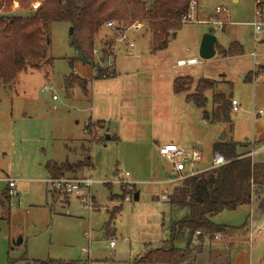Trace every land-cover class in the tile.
<instances>
[{"label": "rangeland", "instance_id": "obj_1", "mask_svg": "<svg viewBox=\"0 0 264 264\" xmlns=\"http://www.w3.org/2000/svg\"><path fill=\"white\" fill-rule=\"evenodd\" d=\"M196 2L188 22L161 52L151 54L149 30L144 24L135 26L128 33L134 48L119 44L117 74L113 76L112 70L111 77L99 80L91 78L89 65L77 60L69 44V26L53 23L46 48L50 62L19 73L9 86H0V264H146L138 260L161 248L169 238L171 222L184 214L161 199L176 186L165 183L175 174L159 154L161 146L197 149L203 158L195 165L199 169L211 164L212 146L223 134L224 140L249 143L240 152L259 151L254 160L264 161V49L249 26L255 0ZM216 7L227 10L224 17L215 14ZM20 11L10 13L27 15ZM213 19L224 21L222 30L198 23ZM105 25L94 46L112 39L113 32ZM205 34L213 35L219 48L239 42L243 54L224 58L217 50L210 60L200 59L198 45ZM188 58H195L197 64L171 70L178 59ZM177 78L214 81L213 91L205 93V110L212 109L213 93L230 97L239 106L237 113L230 114L232 126L205 122L202 111L186 102L185 94H174ZM73 79L86 81V92ZM44 86L52 91L42 92ZM194 89L195 83L190 93ZM84 161L85 167L64 176L93 180L96 210L89 214L79 199L53 191L47 182L49 163ZM120 178L133 185H120ZM4 179L15 182L16 198L8 197ZM211 221L232 228L247 223L241 230L248 229L247 234L229 241L234 247L223 246L219 258L211 256L207 243L199 251L190 246L196 264H264V233L249 237L251 229L264 226V210H259L255 199L249 206L222 211ZM18 239L21 244L15 246ZM112 239L115 247L110 248ZM186 242L183 232L175 247L185 249Z\"/></svg>", "mask_w": 264, "mask_h": 264}, {"label": "trees", "instance_id": "obj_2", "mask_svg": "<svg viewBox=\"0 0 264 264\" xmlns=\"http://www.w3.org/2000/svg\"><path fill=\"white\" fill-rule=\"evenodd\" d=\"M34 0H2L0 3V86L14 83L17 75L29 68H36L50 62L46 56L48 31L53 23H66L73 37V47L77 60L85 65L94 64L92 49L101 27L113 22L117 29L129 22H141L151 35L153 53L166 49L169 40L182 27L181 17L188 13L190 0H36L39 6L34 11L28 7ZM13 2H18L19 16L10 13ZM3 5V6H2ZM264 11V0H259ZM217 44V43H215ZM224 58L239 57L243 54L242 46L236 42L226 49L215 47ZM99 72L94 79H103ZM107 78V77H106ZM81 90H87V82L73 79ZM185 81V82H184ZM186 82H188L186 84ZM195 89L190 93V87ZM216 83L207 79L194 82L189 78H177L173 82L174 94H185V100L200 109L202 119L210 124L231 125V99L222 94L211 97L212 109L205 110V93L213 91ZM88 129V128H87ZM90 132V130L88 129ZM249 143L232 140H218L212 146V154L218 153L226 163L218 168H210L176 184L167 196V204L182 211L183 216L171 222L169 238L162 247L149 251L141 258L146 264H182L188 256L189 247L196 232L198 238L213 237L216 233L241 231L238 228L217 226L211 218L222 211H233L242 206H249L253 199L259 210H264V161L254 162L250 156ZM86 166V161L76 164L49 163L46 169L51 178L64 176ZM186 232V247L178 249L175 242ZM39 262L37 264H53ZM78 264V263H64Z\"/></svg>", "mask_w": 264, "mask_h": 264}, {"label": "built area", "instance_id": "obj_3", "mask_svg": "<svg viewBox=\"0 0 264 264\" xmlns=\"http://www.w3.org/2000/svg\"><path fill=\"white\" fill-rule=\"evenodd\" d=\"M197 2L196 0H190L189 7H188V13L181 17V23L184 24L188 22L189 17L194 10ZM259 0H255V17L253 22L249 23V26L252 28V34L256 42L259 44H263L264 49V43L261 39V36H264V11L258 7ZM39 3L35 2L31 5V9L34 11L38 8ZM19 9L18 2H13L11 5L12 12H16ZM1 13V12H0ZM225 13H227V10L223 7H216L215 8V14L222 18L224 17ZM204 24H214L217 26V29L222 30L224 26V21L222 19H213V21L210 23L208 21L201 22ZM142 26L143 23L141 22H129L125 27L118 28L115 23L109 22L106 23V27L111 29L113 32L112 39L107 40L104 44L101 46H94L92 53L95 58L94 64L91 66V78L94 79L97 75H99V72L105 71L103 73V78L111 77V72L114 68V62L116 59V54L119 51V44L125 45L126 48L132 49L134 48L133 42L130 41L128 37V33L131 32V30L135 26ZM264 38V37H263ZM253 57H256V54H252ZM197 61L195 59L187 60L185 62L178 63L179 65H195ZM258 64L255 62V65ZM42 92L44 91H52V87L44 86L41 89ZM53 100L56 99L55 96L52 97ZM238 104L235 100H231V112L237 113L238 112ZM84 133L88 134V129H84ZM264 150V147L261 149V152ZM159 154L165 157L171 164V169L175 174V177L172 179H168L165 181V183L168 184H178L182 182L183 180L195 176L198 173L202 172L198 168H195L196 164H199L202 162L203 158L201 153L197 150L192 148L191 150H183L179 146L175 144H165L161 146L158 150ZM259 151H256L255 153H250V156H253L254 154H257ZM226 163L224 158L219 155L218 153L212 154V161L211 164L208 166V169L210 168H218L223 166ZM126 180L127 178H130L129 174H125ZM7 184V194L8 197L16 198L17 193L14 190L15 188V182L10 179H4L3 180ZM50 187L53 191H57L60 193H63L64 195H71L75 198L79 199L83 209L88 212V214L96 208L93 207V201H92V194H91V188L94 184L93 180L91 178H72L67 176H62L58 178H51L47 181ZM120 185H127L131 186L133 185V181H125V178H120L118 181ZM82 191H85L86 194L82 193ZM162 200H167V195H163ZM255 233H264V226L253 228L249 231V237L251 238ZM200 235V232H196L194 237H198ZM213 238L215 240H218L221 238L220 233H216ZM115 246V241H110V247ZM88 264H96L93 262H89Z\"/></svg>", "mask_w": 264, "mask_h": 264}, {"label": "crops", "instance_id": "obj_4", "mask_svg": "<svg viewBox=\"0 0 264 264\" xmlns=\"http://www.w3.org/2000/svg\"><path fill=\"white\" fill-rule=\"evenodd\" d=\"M239 0H233V2L234 3H237ZM201 22H205V21H198V23H201ZM111 32V31H110ZM176 35V33L174 34V36ZM174 36H173V38H174ZM233 42H236V43H238L239 45H241L239 42H237V41H233ZM233 42H231V43H233ZM216 43H217V40H216ZM231 43H229V44H231ZM229 44L227 45V47L229 46ZM199 45H200V41H199ZM199 45H198V47H199ZM219 46H221L223 49H226L227 47H224V46H222V45H219ZM128 49V48H127ZM215 51H216V49H215ZM159 52H161V51H159ZM150 53L151 54H155V53H153L152 52V50H151V45H150ZM191 59H195V58H188L187 60H191ZM187 60H182V59H178L177 61H176V64H175V66H172V68H171V70L173 71V70H175V68L177 67V68H183V66L182 65H179L178 63H180V62H184V61H187ZM197 64V63H196ZM195 64V65H196ZM186 66H189V65H186ZM90 68H91V66H90ZM117 70H116V67L114 66V68H113V76H115L117 73ZM245 77V76H244ZM243 77V78H244ZM86 78V77H85ZM242 78V79H243ZM87 79V78H86ZM175 80V79H174ZM174 80H173V82H174ZM103 123V122H102ZM104 124V123H103ZM105 125V124H104ZM237 142H239V141H237ZM257 154H254L253 156H251L252 157V159H253V161L254 162H256L255 160H254V157L256 156ZM203 162V161H202ZM201 164V163H200ZM208 169V167H203V168H199V170L200 171H204V170H207ZM248 226L250 227L251 226V221L249 220V224H248ZM225 227V226H224ZM247 230L248 229H246V230H244V232L243 231H235V232H230V231H225V232H220V234H221V238L220 239H218V240H215L213 237H208V236H204L203 238H198V237H193V241H192V244H191V246H193V247H196L197 248V250L199 251V250H201L202 249V247L205 245V243H207L206 245H208L209 246V248H210V254H211V256H213V258H219L220 257V252L223 250V246H230V248L231 247H234L233 246V244H230L229 243V241H232V240H235L236 238H237V235H239V234H247ZM113 240V239H112ZM165 241H167V240H165ZM165 241H163V242H165ZM162 242V243H163ZM199 245H198V244ZM110 246V245H109ZM115 247V246H114ZM110 248H113V247H110ZM160 248V247H159ZM159 248H156V250L157 249H159ZM190 248L191 247H189V254H188V256L185 258V260H184V262L182 263V264H196V256H194V255H192L193 254V252H191V250H190ZM155 250V249H154ZM140 260V259H139ZM139 260H138V262H139ZM141 263V262H140Z\"/></svg>", "mask_w": 264, "mask_h": 264}, {"label": "water", "instance_id": "obj_5", "mask_svg": "<svg viewBox=\"0 0 264 264\" xmlns=\"http://www.w3.org/2000/svg\"><path fill=\"white\" fill-rule=\"evenodd\" d=\"M73 37L71 36L70 32V41L69 44L73 45ZM215 43H216V38L211 35V34H205L202 36L200 45H199V50H198V56L202 60H210L213 58L216 54L215 51ZM106 139H109L107 136ZM224 140V135H221L220 141ZM133 200L137 201L138 200V193H135L133 196ZM15 246H18L21 244V239H18L16 242L13 243Z\"/></svg>", "mask_w": 264, "mask_h": 264}]
</instances>
